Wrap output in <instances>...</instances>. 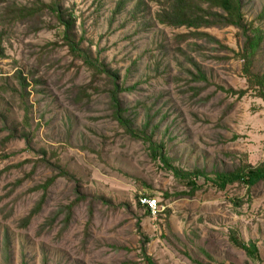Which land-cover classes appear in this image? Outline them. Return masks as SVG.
I'll return each mask as SVG.
<instances>
[{"label":"rangeland","instance_id":"374dc122","mask_svg":"<svg viewBox=\"0 0 264 264\" xmlns=\"http://www.w3.org/2000/svg\"><path fill=\"white\" fill-rule=\"evenodd\" d=\"M37 1L0 0V264H148L144 245L155 264H264V183L224 191L205 185L182 195L187 189L114 119L106 80L91 86L93 72L64 44L55 14L12 16ZM120 1L62 0L61 7L76 16L81 46L115 70L120 85L133 87L119 97L137 109L136 124L151 109L161 125L155 138L164 137L173 164L185 170L264 163V99L249 88L238 58L242 32L200 30L220 45L190 35L194 29L160 24L158 0H127L119 9ZM243 13L264 30V0H245ZM199 69L205 79H194ZM253 69L264 73V49ZM18 72L30 83L29 109L11 89H20ZM12 123L31 133L30 144L3 142ZM146 196L157 201L154 213L139 205ZM40 200L42 210L23 227Z\"/></svg>","mask_w":264,"mask_h":264},{"label":"trees","instance_id":"16d2710c","mask_svg":"<svg viewBox=\"0 0 264 264\" xmlns=\"http://www.w3.org/2000/svg\"><path fill=\"white\" fill-rule=\"evenodd\" d=\"M62 0H54L50 4L42 3L38 0L37 4L32 8L13 9L12 16L15 19L22 18H36L39 13L45 9L51 11L61 24L65 27L63 40L64 44L69 47L71 54L75 59L82 60L83 64L91 70L93 83L92 87L95 89L98 81L106 80V85L110 88V103L113 108V117L119 123L124 132L132 139L142 142L150 153V156L155 161H160L166 170L170 171L176 178L177 182L185 187L187 191H183L182 195L193 197L196 193L202 190L205 185L210 186L218 191H224L230 186L239 185L246 188H252L260 183H264V163L259 166H252L243 164L237 169L230 172L213 171L208 172L204 169L185 170L182 167L173 164L172 159L168 155L167 145L164 141V137L158 141L156 132L161 128L160 124H155L153 116L151 115V109L148 108V113L144 123L140 126L136 124L137 109L129 108L120 99V94L133 89V87H125L119 84V76L115 70H113L106 62L101 61L99 57H93L89 49H84L81 46V40H77L74 33L76 25V16L74 13L64 11L61 7ZM127 0H121L119 9L126 4ZM160 8L156 13V20L165 26L174 28H187L194 29L190 35L194 37L208 38L211 41L220 44V41L215 39L208 33L200 31L201 29H210L213 27H229L234 26L242 32L244 38V47L242 51L238 53V58L244 61V73L248 79L249 88L255 90L257 94L264 99V73H256L254 71L255 61L259 51L264 49V30L261 27L255 26L254 23H248L243 13V7L245 0H158ZM260 20L264 21V13L260 15ZM182 40L190 38L189 35H181ZM0 56L5 57V50L0 45ZM194 79H205L204 73L199 69L198 75L193 76ZM19 81L20 89H13L16 94L21 96V101L26 109L29 107L26 105L25 100V88L30 84L26 77H23L21 72H18L16 76ZM34 83H38L34 79ZM10 88V86H8ZM87 96V92L83 89L79 93V100H83ZM130 111H133V115H128ZM1 116V115H0ZM4 118L3 116H1ZM28 120L24 123V126H28ZM24 127V128H25ZM10 134L4 138V143L9 142L15 138H25L30 144L31 133L25 130L20 131L19 125L10 124L8 128ZM170 128L166 129L168 133ZM44 152V151H43ZM1 159V157H0ZM49 166L59 170L58 175L67 177L70 180H76L74 176H71L68 171L63 169L60 164L46 161ZM203 178L204 184H200L199 180ZM57 177L50 178L48 183L44 184L42 188L46 192L48 187L56 181ZM167 193L165 198H169ZM146 198H149L146 196ZM45 199V197H44ZM243 204V199H235V206L240 207ZM139 205L146 208L147 213L150 214L148 206L142 205L139 200ZM43 207V200L36 205V207L25 217L22 222L23 227H27L34 216L40 213ZM69 210H72L70 205ZM70 220V214L67 216L66 221ZM55 219L52 220V223ZM139 231L142 233V228L139 225ZM143 234V233H142ZM143 255L148 261V264H155L154 260L147 255L146 246H143Z\"/></svg>","mask_w":264,"mask_h":264},{"label":"built area","instance_id":"2783aa9c","mask_svg":"<svg viewBox=\"0 0 264 264\" xmlns=\"http://www.w3.org/2000/svg\"><path fill=\"white\" fill-rule=\"evenodd\" d=\"M144 204H146V206H148V209L150 212H155L156 208H157V201L156 200H151L149 198L144 197V199L142 200Z\"/></svg>","mask_w":264,"mask_h":264}]
</instances>
